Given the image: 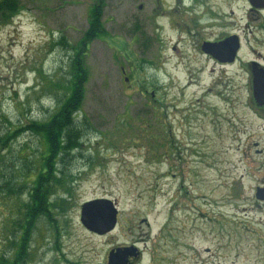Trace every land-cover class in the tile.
I'll return each instance as SVG.
<instances>
[{
    "label": "rangeland",
    "instance_id": "rangeland-1",
    "mask_svg": "<svg viewBox=\"0 0 264 264\" xmlns=\"http://www.w3.org/2000/svg\"><path fill=\"white\" fill-rule=\"evenodd\" d=\"M101 1H0L18 7L0 11V135L10 133L0 144V170L44 156V138L29 126L55 111L69 45L82 44ZM103 2V33L82 47L90 125L82 155L66 163L76 179L54 196L60 206L35 223L20 254L13 218L29 202L35 175L19 173L21 192L0 195V257L109 264L111 250L134 247L129 264H256L264 208L253 192L264 181V152L255 150L264 136L249 109L245 66L264 55V15L250 14L245 0H204L196 11L187 0ZM230 33L242 47L233 64L220 66L199 47ZM101 198L119 210L105 234L81 222L83 204Z\"/></svg>",
    "mask_w": 264,
    "mask_h": 264
},
{
    "label": "trees",
    "instance_id": "trees-1",
    "mask_svg": "<svg viewBox=\"0 0 264 264\" xmlns=\"http://www.w3.org/2000/svg\"><path fill=\"white\" fill-rule=\"evenodd\" d=\"M101 2L104 3L103 0ZM102 3H98L96 9L92 12L91 23L82 38V44L77 49L69 45L74 53L71 57L72 62L67 75L56 84L60 92L53 94L56 99L55 111L41 122L32 121L29 126V130L35 131L44 138L46 145L44 156L36 160L24 157L18 168L9 171L6 169L0 170V177L4 179L0 185V195H6L10 198L16 196L24 188L23 183L26 178L19 179V173L23 176H27V174L35 175V178H30L31 182H29L31 184L28 189L30 190L29 202L22 205L19 208L20 211L17 210L20 217L13 218L14 225L17 228L15 227L12 235L15 232V237L19 236L20 254L23 250L25 253L26 247L30 245L36 227L35 223L40 218L52 219L53 208L60 206L53 203L55 202L54 196L57 195L59 190L67 191L71 183L74 182L73 180L76 179L73 171L68 170L66 163L75 152L82 155V142L89 130L87 126L90 125L82 110L85 100V84L88 82V69L83 61L85 50L82 47H86L87 43L103 33ZM0 8H2L0 10L10 14L18 10L15 3L2 4ZM9 135L10 133L0 135V144L3 145ZM0 161H2V158H0ZM16 173H18V178ZM16 241L14 240L13 243L15 244ZM5 257L7 256L2 255L0 257V264H9ZM15 263L16 260H13L10 264Z\"/></svg>",
    "mask_w": 264,
    "mask_h": 264
},
{
    "label": "water",
    "instance_id": "water-1",
    "mask_svg": "<svg viewBox=\"0 0 264 264\" xmlns=\"http://www.w3.org/2000/svg\"><path fill=\"white\" fill-rule=\"evenodd\" d=\"M253 1H256L257 5L262 2V0ZM206 44L208 45L204 47V50L212 54L214 58L221 60L222 63L234 62L241 48L238 35L231 36L221 41L220 44ZM256 79L258 83L254 86L255 98L261 101L263 97L262 77L258 76ZM258 191V197L264 199V189H258ZM80 212L81 222L87 229L91 230V232L105 234L109 231H113L117 226L119 210L116 202L110 199L101 198L88 201L83 204ZM135 250L136 248L134 247H119L111 250V252H109V264H129L130 257L136 256Z\"/></svg>",
    "mask_w": 264,
    "mask_h": 264
},
{
    "label": "flooded vegetation",
    "instance_id": "flooded-vegetation-1",
    "mask_svg": "<svg viewBox=\"0 0 264 264\" xmlns=\"http://www.w3.org/2000/svg\"><path fill=\"white\" fill-rule=\"evenodd\" d=\"M1 1V0H0ZM188 1V11H196L197 6H202L204 0H187ZM245 2L248 5V9L250 11V14L253 13H261L264 15V0L260 2L258 5L256 4V1L253 0H245ZM193 3V5L191 4ZM220 8V7H219ZM1 11V10H0ZM264 18V16H263ZM264 29V25H263ZM236 35L235 33H230L226 35H222V37L216 38L214 40L211 39H202L201 41V46L199 47L201 51L203 52L204 55L209 57L210 59L214 60L217 64L221 65H229L233 63H222L221 60L214 58L212 54L207 53L204 50V47L207 46L208 44L206 43H219L231 36ZM246 70H247V85H248V92H249V97H250V110L252 111L253 115L256 117V119L260 120L262 123V136H264V55H257L256 57H252L250 60L246 62ZM258 76L262 77L261 84H262V89H263V97L262 100L259 101L257 98H255V87L256 84L258 83V80L256 79ZM255 145H258V143H255ZM257 153H262L264 152V147L263 149L255 150ZM258 189H264V181L262 184H258L255 187L254 190V202L256 203L257 206L264 208V199H260L258 197ZM139 252V250H137ZM131 260V257H130ZM257 263L256 264H264V254L262 256L258 255L257 257ZM231 264H236V263H231Z\"/></svg>",
    "mask_w": 264,
    "mask_h": 264
}]
</instances>
